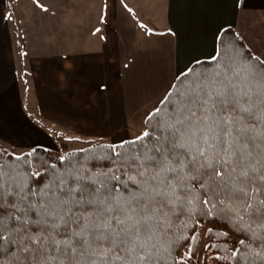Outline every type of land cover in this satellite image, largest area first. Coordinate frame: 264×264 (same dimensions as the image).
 Masks as SVG:
<instances>
[{"label":"snow or ice","instance_id":"obj_1","mask_svg":"<svg viewBox=\"0 0 264 264\" xmlns=\"http://www.w3.org/2000/svg\"><path fill=\"white\" fill-rule=\"evenodd\" d=\"M211 60L183 70L130 142L144 143L117 153L121 175L33 187L0 165V264H169L174 218L201 200L260 242L243 259L264 264V61ZM193 180L210 195L194 197Z\"/></svg>","mask_w":264,"mask_h":264},{"label":"crops","instance_id":"obj_2","mask_svg":"<svg viewBox=\"0 0 264 264\" xmlns=\"http://www.w3.org/2000/svg\"><path fill=\"white\" fill-rule=\"evenodd\" d=\"M226 29L264 61V0H0V142L54 149L59 131L135 139L179 74L217 54ZM17 62L40 126L26 114Z\"/></svg>","mask_w":264,"mask_h":264},{"label":"trees","instance_id":"obj_3","mask_svg":"<svg viewBox=\"0 0 264 264\" xmlns=\"http://www.w3.org/2000/svg\"><path fill=\"white\" fill-rule=\"evenodd\" d=\"M217 53L222 54L225 59L251 57L254 62L259 60L250 53L233 29H226L220 34ZM212 63H214L212 60L202 61L190 67L199 72ZM174 82L180 85L177 78ZM153 122L146 118L142 133L150 130L149 124ZM134 140L136 138L119 144H110L102 140L88 141L89 143L85 141V146L76 150H67L62 154L59 153V149L44 147H33L16 154L10 152L0 142V165L5 170L19 171L28 178L33 187L42 186L50 181L58 182L69 170L93 176L101 172L112 175L109 171L112 169L116 175H121L123 169L117 167L120 159L117 153L126 156L130 150L135 151L140 144L144 143V141H139L137 144L130 143ZM18 157L21 159H17ZM122 179H127V175H122ZM191 184L194 186V197L206 198L210 195L205 189L199 188L195 180ZM197 188H199L198 191L195 190ZM223 207L218 204L217 209L210 215L208 214L209 205L201 200L198 204L194 202L189 205L183 213L178 214V218H174V226L170 233V239L173 242L169 264H247L243 257L248 256L249 259H253L249 255V250L260 251V242L252 240L249 233L238 225H234L227 216H223L221 211ZM209 229L213 231L209 233ZM193 236L197 237L195 241L192 240ZM241 240H244L245 244L241 245ZM237 247L240 249L237 253V256L241 257L239 261L232 256ZM255 264H259V261H255Z\"/></svg>","mask_w":264,"mask_h":264},{"label":"rangeland","instance_id":"obj_4","mask_svg":"<svg viewBox=\"0 0 264 264\" xmlns=\"http://www.w3.org/2000/svg\"><path fill=\"white\" fill-rule=\"evenodd\" d=\"M16 77L18 80V84H19V88H20V93H21V97H22V101L24 104V108L26 109V114L28 115V117H31L33 122L35 124H37L38 126H40V121L35 118L34 113L36 110V104L34 102V98L32 96V85L31 82L29 80V73L27 74V71L25 70L24 72H22V67L20 64H16ZM37 112V111H36ZM33 114V115H32ZM37 116V114H35ZM39 122H38V121ZM143 130V129H142ZM52 139L54 141V149H59V153H63L67 150H76L81 148L82 146H85L86 142L88 141H77L74 138H72L70 135L63 133L62 131L59 132H52ZM89 143V142H88ZM10 152L12 153H16V154H20L25 152L27 149H23V150H17V149H13L11 147H6Z\"/></svg>","mask_w":264,"mask_h":264}]
</instances>
